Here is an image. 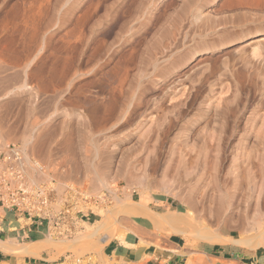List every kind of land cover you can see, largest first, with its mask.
<instances>
[{
    "label": "rangeland",
    "instance_id": "374dc122",
    "mask_svg": "<svg viewBox=\"0 0 264 264\" xmlns=\"http://www.w3.org/2000/svg\"><path fill=\"white\" fill-rule=\"evenodd\" d=\"M134 1L0 0V120L4 128H7V134L5 136L0 134V137L16 147L21 156H24V161L28 160L25 163L23 179L28 191L23 194L22 200L28 208L24 210L21 205L18 209L16 206L13 208L3 206L0 207V217L9 216V221L16 218L18 221L16 229L19 226H31V220L41 222L39 227H36L41 232L39 239L46 241L50 238V242L48 240L41 250L40 256L6 253L0 256V264H39L40 262L111 264L112 257L110 259L105 250L119 244L150 251L167 247L177 254L179 262L185 260L184 264H189L187 260L190 264H212L215 260L210 254L215 252L238 255L248 264H264V233L262 232V234L255 231L247 233L254 244L259 240L256 243L258 246L252 248L235 247L230 242V238L237 236V230L232 229L220 234L221 236H218L220 241L209 243L210 240L200 236L203 233L198 232L197 226L183 225L184 233H174L169 226L159 221L157 223L160 225H155L156 220L153 221L149 217L151 215L142 213L141 215L139 211L128 210L124 207L125 204L123 205L127 201H138L142 194L144 196L142 200L148 207V214L178 210L184 212L189 207L179 200L181 196L191 193L196 200H199L201 197L199 195L202 194L201 185L207 182L208 193L210 190L212 192V186L215 185L214 173L217 167L215 158L218 151L220 153L223 151L224 155L221 180L226 177V169L232 161V156L240 152L245 153L248 161L238 160V165L242 167L246 162H251L250 167L256 178L253 182L260 185L258 163L260 156L257 155H261L262 146L259 141L260 131L257 128L261 124L262 101L259 96L261 87L259 77L252 76L251 72L261 71L263 68L264 49H261L262 53L259 56L262 59H258L251 55L249 51L251 45L248 43L264 38V31L257 27L262 19L252 15L253 13L245 7V0L243 2L242 0H148L149 2L145 0L147 5L142 0L146 10L143 9L141 13L138 11L142 10V7L137 9ZM131 6L133 9H130ZM52 7L60 8V12H63L60 13L57 8L54 10ZM91 8L92 10L95 8L96 12L97 9L98 12H105L104 16L102 12H99L100 14L97 12L96 16L102 15L104 18L101 16L103 22L101 20L96 23L100 24L99 27L96 24L93 25L95 27L92 26L94 30L90 25L93 19L88 16L93 12ZM88 9L92 12L90 13ZM136 11L140 15L146 12L138 18L139 14ZM56 13L60 15L56 16ZM133 13H136V16ZM198 13L201 14V18ZM61 14L64 15V20ZM195 14L198 17H195ZM83 16L86 18L82 19ZM129 17L133 20H128L129 28L127 22L124 25L127 30L122 27L120 29L122 22L127 21ZM198 18L202 20L199 22ZM77 19L79 22L80 20L84 22L82 26ZM34 22H38L39 25L38 23L35 25ZM85 23L88 24L87 27ZM83 26L86 28H81ZM91 30L94 34L90 33ZM121 31L127 33L129 38ZM120 37L121 43L117 41L121 40ZM82 38L86 39V42ZM159 43L161 46L157 50L155 47L157 48L156 44ZM146 46L148 48L153 46V49L150 48L152 51L150 52ZM238 46L242 47L240 53L237 52ZM98 48L103 52V56ZM95 49L100 51V56ZM104 50L109 52L106 51L108 53L104 54ZM138 51H142L140 58ZM148 51L150 54L153 52L151 54L153 57L147 54ZM93 52L97 53V57H102V60L97 59ZM145 52L148 56L143 58ZM133 53L138 56L137 59L136 56L134 58ZM191 54L193 56L189 58ZM107 55L108 57H105ZM60 56L64 57L62 60L65 58L69 60L74 56L78 61L71 58L68 61L71 64L68 66L72 65V67L68 69V62L63 61L65 65L62 66ZM89 58L94 59L88 61ZM127 58L131 59V62H127L130 61ZM142 58H147L149 61H143ZM135 59L137 65L134 67ZM231 59L235 60V65ZM239 59L244 60L240 63ZM93 60L95 62L99 60L96 62V64L99 62L97 64L99 67ZM73 61H77L76 64ZM124 62L132 63V66L130 64L128 67L124 66L125 69ZM153 62H157V67ZM117 64L118 70H116ZM221 64L229 70L226 71L230 73V79L228 76V78L218 76L223 68L220 67ZM232 67H236L237 73L235 69H229ZM127 69L130 71L129 74L126 72ZM117 71H122L124 74H118ZM123 76L127 78L125 83ZM249 76H252V80ZM120 78L123 81L119 82ZM223 80L228 83L229 90L237 89L239 104L235 113L237 119L230 116L226 124H223L226 128L222 127L220 130L215 114L217 107L212 104L208 108L203 107V101L212 94L209 89L216 88L218 82ZM107 83L112 88L109 86L108 89ZM182 86L185 88L184 93ZM121 89L126 90L123 93L125 96ZM113 93L121 96L120 102L122 98L125 100L124 97H127V103H130L133 99L131 96L134 97V101L132 100L130 105L128 103L130 107H127L126 111L123 110L124 114L121 113V118L119 115L116 117L120 114L119 109L113 110L119 101L117 94H115L117 98L113 96L114 99L110 100ZM115 100L116 103L113 102ZM111 101L114 106L110 105ZM156 103L161 110L154 109ZM257 108L260 110L258 111ZM149 110L154 115L153 123L148 122ZM251 112L253 116H259L253 118L254 131L246 133V139L242 142L244 122L252 114ZM78 117L82 120L77 119ZM83 120L87 122L85 126H82ZM138 120L140 123L143 122L142 127ZM146 126L150 127L147 128L148 133L143 131ZM69 128L71 130H68ZM72 129L77 131L74 132ZM25 140L27 144L24 146ZM103 141L105 147L102 146ZM33 144L35 147L31 148ZM199 177L201 181L198 180ZM40 192L46 195L44 204H40L43 198L39 196ZM126 194H130L132 200H127ZM13 212L16 214L15 217ZM57 216L62 218L59 224L55 225L53 220ZM100 221L106 222L110 227L107 231L112 237L98 239L97 237L102 235L101 231L92 238L83 236ZM135 226L138 231L142 230V233L134 232ZM211 227L209 226V229L213 230ZM16 231H11L13 232L11 235L18 237L14 238L17 243L34 241L33 239L39 235L35 233L36 237L23 238L16 235ZM124 231L125 233H122ZM119 232L122 233L123 242L119 238ZM224 236L227 240L223 239ZM73 239L78 241L71 243L70 240Z\"/></svg>",
    "mask_w": 264,
    "mask_h": 264
},
{
    "label": "bare ground",
    "instance_id": "6f19581e",
    "mask_svg": "<svg viewBox=\"0 0 264 264\" xmlns=\"http://www.w3.org/2000/svg\"><path fill=\"white\" fill-rule=\"evenodd\" d=\"M143 1H145V0H143ZM143 1L142 0H135L133 3L136 5V8L137 9H140L141 7H142V10L140 9V11H138V12H140L141 13V11H143V9H145V7H143L144 6V4H146L147 5V2L146 3H144L143 4ZM148 1V0H147ZM150 1V0H149ZM148 1V2H149ZM155 1V0H154ZM157 1V0H156ZM238 1V0H237ZM236 1V2H237ZM161 2V1H160ZM242 2H243V0H242ZM132 3V2H131ZM156 3V2H155ZM74 4V3H73ZM78 4V3H77ZM150 4V3H149ZM226 4V3H225ZM237 4V3H236ZM239 4V3H238ZM237 4V5H238ZM244 4H245V7L246 8H248L249 10H250V12H252L253 14L252 15H254L256 18L257 17H260L261 19H262V21H261V23H260V25L259 26H257V27H259L262 31H264V0H245L244 1ZM156 5V4H155ZM235 5V4H234ZM77 6V5H76ZM129 6V5H128ZM151 6V5H150ZM227 6V5H226ZM232 6V5H231ZM230 6V7H231ZM73 7V6H72ZM71 7V8H72ZM152 7V6H151ZM53 8V7H52ZM57 7H55V8H53L54 10L56 9ZM74 8V7H73ZM97 8V7H96ZM106 8V7H105ZM153 8V7H152ZM60 8H57L56 10H59ZM68 11L70 10V8L68 9V8H66ZM75 9V8H74ZM107 9V8H106ZM109 9V8H108ZM129 9V8H128ZM130 9H133V6H131V8ZM35 10V9H34ZM61 10V9H60ZM60 10H59V12H60ZM64 10V9H63ZM76 10V9H75ZM90 10H92V8L90 9ZM134 10H136V9H134ZM146 10V9H145ZM40 11V10H39ZM51 11H52V9H51ZM88 11H89V9H88ZM93 11V12H92ZM92 11H89L90 13H91V15L89 14H87L88 12H86V16L88 15V16H90L89 18L90 19H93V21H91V20H89V19H87L88 21H91V23H90V25H91V28H93V27H95V26H93V25H95L96 23H99L101 20H102V17L104 16V14L103 13H105L104 11L101 13L100 11V13L101 14H103V16L101 17L100 15L99 16H96L99 12H98V9H97V12H96V10H95V8H94V10H92ZM112 11V10H111ZM26 12V11H25ZM53 12V11H52ZM61 12H63V11H61ZM60 12V13H61ZM65 12V14H66V11H64ZM71 12H72V10H71ZM74 12V11H73ZM146 12V11H145ZM145 12H143V13H145ZM148 12V11H147ZM149 12H151V11H149ZM51 13V12H50ZM55 13V12H54ZM99 13V14H100ZM136 13H137V11H136ZM135 13V14H136ZM142 13V14H143ZM196 13V12H195ZM38 14H39V12H38ZM47 14H49V13H47ZM58 14L59 13H56V16H58ZM69 14H70V12H69ZM123 14V13H122ZM125 14H127V13H125ZM125 14H123V15H125ZM132 14V13H131ZM134 14V13H133ZM134 14V16H136ZM137 14H139V13H137ZM141 14V15H142ZM251 14V13H250ZM40 15V14H39ZM45 15H46V13H45ZM51 15V14H50ZM60 15V14H59ZM66 15H68V13L66 14ZM66 15H65V17H66ZM107 15V14H106ZM105 15V16H106ZM123 15H121V17L123 16ZM140 14L139 15H137L138 16V18H140L139 16H141ZM144 15V14H143ZM142 15V16H143ZM196 16L195 17H198L197 16V14H195ZM198 15H199V18H201L200 17V15L201 14H199L198 13ZM61 16H62V14H61ZM86 16L84 17H82V19H84V18H86ZM88 16H87V18H88ZM129 16H131V15H129ZM146 16V15H145ZM253 16V17H254ZM42 17V16H41ZM54 17V16H53ZM64 15L62 16V19L64 20ZM68 17H70L69 15H68ZM107 17H109V16H107ZM113 17H114V15H113ZM121 17H119V19L121 18ZM133 17V16H132ZM148 17H149V13H148ZM152 17V16H151ZM29 18V17H28ZM35 18V17H34ZM44 18V17H43ZM49 18V17H48ZM48 18H46V20L48 19ZM71 18V17H70ZM104 18V17H103ZM118 18V17H117ZM116 18V20L118 21V19ZM126 18H127V16H126ZM126 18H124V21L126 20ZM138 18L136 17V19H137V21H138ZM145 18H147V17H145ZM159 18V17H158ZM199 18H198V20H199ZM256 18H254V19H256ZM37 20L38 19H40V18H36ZM58 19V18H57ZM60 19H61V17H60ZM59 19V20H60ZM80 19H81V17H80ZM148 19V18H147ZM146 19V21L148 22V20ZM196 19V18H195ZM253 19V18H252ZM31 20V19H30ZM43 20V19H42ZM68 20V19H67ZM78 20V22H79V19H77ZM121 20L123 21V19L121 18ZM120 20V23L122 22ZM128 20L129 21H133V20H131V18L129 17L128 19H127V21H125V22H122L123 24L122 25H120L119 26V24L117 25V26H119V28L120 29H124L125 28V26L124 25H126V23L128 22ZM143 20V19H142ZM145 20V19H144ZM152 20V19H151ZM198 20H197V22H198ZM200 20H202V19H200ZM200 20H199V22H200ZM35 21V20H34ZM45 21V20H44ZM58 21V20H57ZM56 21V22H57ZM68 21H71V20H68ZM87 21V22H88ZM136 21V20H135ZM141 21V20H140ZM206 21V20H205ZM39 22V21H38ZM38 22H34L35 23V25L38 23ZM43 22V21H42ZM59 22V21H58ZM57 22V23H58ZM81 22V23H80ZM80 22H79V24H81V26L83 25L82 24V22L83 21H81L80 20ZM102 22H103V20H102ZM116 22V21H115ZM139 22V21H138ZM143 22H145V21H143ZM147 22H146V24H147ZM203 22V21H202ZM208 22V21H207ZM41 23V22H40ZM56 23V24H57ZM61 23H62V21H61ZM64 23H66V22H63V24ZM84 23V22H83ZM118 23V22H117ZM116 23V24H117ZM132 23V22H131ZM139 23H141V22H139ZM44 24V23H43ZM59 24V23H58ZM77 25H78V23H76ZM142 24V23H141ZM144 24V23H143ZM163 24H164V22H163ZM38 25H39V23H38ZM41 25V24H40ZM62 25V24H61ZM60 25V26H61ZM86 25H88V24H86L85 23V26ZM96 25H98V24H96ZM100 25V24H99ZM99 25H98V27H99ZM129 25V22H128V24H127V26ZM217 25V24H216ZM80 26V25H79ZM79 26H77V27H79ZM93 26V27H92ZM114 26V25H113ZM124 26V27H123ZM161 26V25H160ZM255 26V25H254ZM87 27V26H86ZM86 27H81V28H86ZM89 27V26H88ZM122 27V28H121ZM81 28H79V30H81ZM128 28H129V26H128ZM143 28V27H142ZM158 28V27H157ZM177 28V27H176ZM95 28H93V30H94ZM114 29V28H113ZM126 30H127V28H125ZM178 29V28H177ZM74 30V29H73ZM76 30V29H75ZM85 30V29H84ZM84 30H82V31H84ZM88 30H90V28H88ZM87 29L85 30V31H88ZM117 30V29H116ZM119 30V29H118ZM129 30V29H128ZM131 30V29H130ZM160 30V29H159ZM169 30H171V29H169ZM168 30V31H169ZM179 30V29H178ZM77 31H78V29H77ZM81 31V32H82ZM84 31V32H85ZM113 31V30H112ZM120 31V30H119ZM123 31H125V30H123ZM134 31V30H133ZM38 32V31H37ZM79 32V31H78ZM83 32V33H84ZM90 32V31H89ZM88 32V33H89ZM92 32H94V31H92L91 30V34H94V33H92ZM122 32V31H121ZM126 32V31H125ZM124 32V33H125ZM127 32H129V31H127ZM159 32H161V31H159ZM172 32V31H171ZM24 33V32H23ZM86 33V32H85ZM123 32H122V34H124ZM176 33V32H175ZM118 35H120L119 33H117ZM121 34V35H122ZM127 33H125V35H126ZM129 34V33H128ZM155 34V33H154ZM160 34V33H159ZM53 35V34H52ZM81 35V34H80ZM87 35H89V34H87ZM124 35V36H125ZM162 35V34H161ZM176 35H177V33H176ZM185 35V34H184ZM82 36V35H81ZM80 36V37H81ZM91 36V35H90ZM123 36V37H124ZM127 36V35H126ZM157 36V35H156ZM181 36H182V34H181ZM51 37V36H50ZM84 37V36H83ZM119 37V36H118ZM122 37V36H121ZM120 37V38H121ZM128 37V36H127ZM160 37V36H159ZM174 37H175V35H174ZM34 38V37H33ZM85 38H87L86 36H85ZM125 38V37H124ZM123 38V39H124ZM129 38V37H128ZM128 38H126V39H128ZM154 38V37H153ZM181 38V37H180ZM179 38V39H180ZM43 39V38H42ZM83 39V38H82ZM112 39V38H111ZM126 39H124V40H126ZM155 39V38H154ZM175 39V38H174ZM48 40V39H47ZM50 40V39H49ZM84 40V39H83ZM86 40V39H85ZM84 40V41H85ZM113 40V39H112ZM130 40V39H129ZM160 40V39H159ZM79 41H81V39H79ZM111 41V40H110ZM114 41V40H113ZM118 42L120 41V43H121V41H122V38H121V40H117ZM154 41V40H153ZM155 41H156V39H155ZM178 41V40H177ZM264 38H261V39H257V40H254V41H251V42H249L248 44L249 45H251V46H249L250 47V53H251V55L254 57V56H256V57H258V59L260 58L259 56H261V49H264ZM86 42V41H85ZM117 42V43H118ZM125 42V41H124ZM129 42H131V41H129ZM144 42H146V41H144ZM151 42V41H150ZM160 42V41H159ZM106 43V42H105ZM104 43V44H105ZM111 43H112V41H111ZM110 43V44H111ZM152 43V42H151ZM155 43V42H154ZM172 43V42H171ZM180 43V42H179ZM211 43H213V42H211ZM82 44H84V43H82ZM104 44H101L102 46L104 45ZM107 44V43H106ZM109 44V43H108ZM119 44V43H118ZM123 44V43H122ZM140 44H142V43H140ZM139 44V45H140ZM247 44V45H248ZM143 45H145L144 43H143ZM147 45H148V43H147ZM150 45V44H149ZM175 45H176V43H175ZM156 46H157V48L155 47V49H157L158 50V48L161 46L160 45V43L159 44H156ZM245 46H246V44H245ZM24 47V46H23ZM98 47H101V46H99L98 45ZM108 47V46H107ZM106 47V48H107ZM116 47H118V46H116ZM28 48V47H27ZM105 48V47H104ZM103 48V49H104ZM110 48H112V46H110ZM146 48H148L147 46H146ZM150 48H152L153 49V46L152 47H149L148 49H149V51L151 52L152 50H150ZM237 48H239V46L237 47ZM236 48V49H237ZM99 49V48H98ZM98 49H95V50H97L98 51ZM102 49V50H103ZM142 49H144V47L142 48ZM147 49V50H148ZM154 49V50H155ZM240 49H242V47H240L239 48V51H237V52H241L240 51ZM94 50V51H95ZM100 50V49H99ZM108 50H109V48H108ZM108 50H106V51H108ZM101 51V50H100ZM100 51H98V53H99V55L98 56H100ZM105 51V50H104ZM104 52V54L105 53H108V52ZM112 51V50H111ZM115 51V50H114ZM119 51V50H118ZM143 52L144 51H146V50H142ZM142 51H138L139 52V54L142 52ZM149 51H148V53L147 54H150L149 53ZM188 51H189V49H188ZM236 51V50H235ZM102 52V51H101ZM136 52H137V50H136ZM147 52V51H146ZM146 52H145V54H146ZM237 52H235L236 53V55H238V57L240 56L239 54H237ZM79 53H80V51H79ZM94 54H95V52H93ZM188 53V52H187ZM97 54V53H96ZM94 55L95 57H97V55ZM103 54V52L101 53V55ZM113 54V53H112ZM111 53H110V55H112ZM134 54V53H133ZM142 54V53H141ZM141 54H140V56H139V58L141 57ZM144 54V56H143V58L145 57V56H148L147 54L145 55ZM151 54H153V52L151 53ZM150 54V55H151ZM186 54V53H185ZM132 55V54H131ZM103 56V55H102ZM124 56V55H123ZM135 54H134V58H135ZM152 56V55H151ZM193 55L191 54L190 55V57L189 58H191ZM252 56H249V57H252ZM105 57H108V55L107 56H105ZM113 57V56H112ZM132 57H133V55H132ZM131 57V58H132ZM137 57L138 56H136V59H137ZM153 57V56H152ZM152 57H151V59H152ZM255 57V58H256ZM61 60L64 58H61V56L59 57ZM72 58V57H71ZM70 58V59H71ZM73 58H75L76 59V57H74L73 56ZM72 58V59H73ZM101 58V60H102V57H97V59H100ZM109 58H110V56H109ZM121 58H126V57H121ZM129 58H130V56H129ZM129 58H127V59H129ZM134 58H132L133 60H134ZM138 58V59H139ZM142 58V59H143ZM148 58V57H147ZM147 58L146 59H143V61L145 60V61H149V60H147ZM149 58H150V56H149ZM155 58V57H154ZM160 58V57H159ZM232 58V57H231ZM237 58V57H236ZM240 58V57H239ZM254 58V59H255ZM263 58V59H262ZM262 58H260V59H262V64H263V68L261 69V71H252L251 72V74H252V76L253 75H256V76H258L259 77V79H260V87H261V90H260V94H259V96H260V98H261V101H262V111H261V124H260V127L259 128H257L260 132V136L258 135V132L256 133L258 136H259V141H260V143H261V148H262V152L260 153L261 155H257V156H260V158H259V160H258V163L260 164L259 165V170H260V175H261V183H260V185L258 184V185H256V183L255 182H253L254 181V179H256L255 178V175H254V173L252 172V170H251V167H250V163L249 162H246L242 167H240V165H238V160L240 161L241 159H244V160H246V161H248L247 160V158L245 157V153H240V152H236L233 156H232V161L229 163V165H228V167H227V169H226V173H225V175H226V177H224L223 178V180H221L220 179V173H221V170H222V162H223V159H224V155H223V151L220 153L219 151L217 152V155H216V158H215V162H216V164H217V167H216V170H215V173H214V178H215V185H214V187L212 186V192H211V190H210V192L208 193V191H209V188H208V182L207 183H205V184H203V185H201V187H202V191H201V193L202 194H200L199 196H201L200 197V199L199 200H196L195 199V197H193L194 195H192L191 193H188L187 191V193L188 194H184L183 195V197L181 196H179L178 198H179V200L182 202V203H184L187 207H189V208H186V210L184 211V212H181V211H164V212H162V213H153V212H151L152 214H148V207H147V205H146V202L144 201V200H142V198H144V196L141 194L140 195V199L138 200V201H127V202H124L123 203V205H124V207H126L128 210H137V211H139V214H144V215H147V216H149V215H151V216H149V217H151V219L153 220V221H155L156 220V224L155 225H160V224H158L157 222L159 221V222H161L163 225H167V226H169V229L172 231V232H174V233H184L185 232V229L182 227L183 225H186V226H197L198 227V229H199V231L198 232H201L202 231V233L204 234H200V236L201 237H205V239H207V240H210L209 241V243H212V242H215L216 240H218V236L220 235V234H224L225 232H228L227 230L228 229H232V230H237V236L236 237H229L230 238V242L233 244V245H235V247H239V246H245V247H247V248H252L253 246H258V245H256V243L259 241H256L255 242V244L253 243V241L251 240L252 238L250 237V235L249 234H247L248 232H253V231H255V232H258V233H264V55L262 56ZM69 59V60H70ZM90 59V58H89ZM92 59H94V58H92ZM92 59H90V60H88V61H91ZM111 59V58H110ZM136 59H135V63H133L134 64V67H135V65H137V62H136ZM141 59V60H142ZM150 59V60H151ZM156 59V58H155ZM188 59V58H187ZM235 59V58H234ZM234 59H231V60H233V64H234V61L236 60H234ZM252 59V58H251ZM61 60H59V62L61 61ZM68 59L66 60V58L64 59V60H62V62L64 61V62H68L69 61ZM77 60V59H76ZM103 60H104V58H103ZM108 60V59H107ZM130 61H127V62H131V59H129ZM157 60V59H156ZM225 60H227V59H225ZM240 60V59H239ZM244 60V59H243ZM243 60L241 61L240 60V63H242L243 62ZM256 60V59H255ZM78 61V60H77ZM76 61V62H77ZM87 61V60H86ZM97 61H99V60H97ZM96 61V62H97ZM105 61V60H104ZM110 61V60H109ZM126 61V60H125ZM138 61V60H137ZM142 61V63L144 64V62ZM152 61H154V59H152ZM228 61V60H227ZM238 61V60H237ZM64 62L62 63L63 65L62 66H64L65 64H64ZM73 62H75V61H73ZM72 62V63H73ZM76 62H75V64H76ZM93 62H95L94 60H93ZM93 62H91V64L93 63ZM96 62H95V64H96ZM121 62V61H120ZM127 62H124L125 63V65H124V63H123V67L125 66H127L128 67V65L130 64H132V63H127ZM151 62V61H150ZM158 62V61H157ZM156 62V63H157ZM221 62H223V61H221ZM239 62V61H238ZM246 62V61H245ZM244 62V63H245ZM90 63V62H89ZM88 62H87V64H89ZM99 63V62H98ZM97 63V64H98ZM101 63V62H100ZM140 63V62H139ZM155 62H153V64H154V66H156L157 67V64H156ZM232 63V62H231ZM68 64H71V63H67V67H69L68 66ZM75 64H73V65H75ZM96 64V65H97ZM103 64V63H102ZM119 65H120V63H118ZM117 64V68H116V70H118V68H119V65ZM122 64V63H121ZM127 64V65H126ZM141 64V63H140ZM146 65H147V63H145ZM150 64H152V63H150ZM161 64V63H160ZM230 64V63H229ZM248 64V63H247ZM250 64V63H249ZM248 64V65H249ZM86 65V64H85ZM104 65V64H103ZM207 65V64H206ZM223 64H221L220 65V67L222 66ZM235 65V64H234ZM238 65H240V67L242 66V64H238ZM258 65V64H257ZM95 65L93 64V66L92 67H94ZM98 67H99V65H97ZM132 66V65H131ZM153 66V65H152ZM200 66H203V65H200ZM224 66V65H223ZM222 66V67H223ZM244 66H246V65H244ZM243 66V67H244ZM253 66V65H252ZM66 67V66H65ZM70 67H72V65L70 66ZM70 67L68 68V69H70ZM91 67V66H90ZM121 67V66H120ZM124 67V68H125ZM130 67V66H129ZM145 67V66H144ZM219 67V66H218ZM221 67V68H222ZM243 67H242V69H243ZM88 68V67H87ZM97 68V67H96ZM115 68V67H114ZM203 68V67H202ZM205 68H206V66H205ZM220 68V69H221ZM247 68H248V66H247ZM252 68V67H251ZM250 68V69H251ZM62 69V68H61ZM90 69V68H89ZM88 69V70H89ZM121 69H122V67H121ZM126 69V68H125ZM129 69V68H128ZM126 70V72H128V74H129V70ZM220 69H218V70H220ZM230 70L231 69H235V71H236V67L235 68H229ZM63 70V69H62ZM64 70H66V69H64ZM153 70H155V67L153 68ZM199 70V69H198ZM227 67L226 68H222L221 69V71L219 72V74H218V76L219 77H226V78H228V79H230V73H227V71H229V70H227ZM232 70V71H233ZM240 70V69H239ZM68 71V70H67ZM92 71V70H91ZM91 71H88V72H91ZM94 71H95V69H94ZM114 71H115V69H114ZM123 71H125V70H123ZM250 71V70H249ZM118 72V71H117ZM126 72H125V74H126ZM60 73H62V72H60ZM67 73V72H66ZM119 73H121V74H124V73H122V71L121 72H118V74ZM201 73H202V71H201ZM200 73V74H201ZM236 73H237V71H236ZM246 73H248V72H246ZM63 74H65V73H63ZM114 74V73H113ZM118 74H117V76H118ZM121 74H120V77H121ZM127 74V75H128ZM65 75H67V74H65ZM65 75H64V77H65ZM115 75H116V73H115ZM203 75V74H202ZM63 76V75H62ZM126 76V75H125ZM228 76V77H227ZM252 76L250 77V79L252 78ZM63 77V78H64ZM119 77V76H118ZM114 78L115 79H117L115 76H114ZM122 78H124V76L122 77ZM246 78V77H245ZM62 79V78H61ZM134 79V78H133ZM225 79V78H224ZM258 79V80H259ZM120 80L121 81H123L121 78L119 79V82H120ZM127 80V78L125 79L124 78V83H125V81ZM219 80V79H218ZM252 80V79H251ZM116 81V80H115ZM117 82V81H116ZM153 82V81H152ZM253 82V81H252ZM258 82V81H257ZM123 83V84H124ZM119 84H121L122 85V83H119ZM118 84V85H119ZM131 84V83H130ZM255 83H253V85H254ZM110 86V85H109ZM109 86H108V83H107V87H108V89H109ZM124 86V85H123ZM122 86V87H123ZM240 86V85H239ZM111 87V86H110ZM234 87V86H233ZM259 87V86H258ZM257 87V88H258ZM112 88V87H111ZM113 88H114V86H113ZM115 88H116V86H115ZM118 88V87H117ZM121 88V87H120ZM129 88H131V86L129 87ZM180 88V87H179ZM178 88V89H179ZM182 89H183V93H184V91H185V88L182 86L181 87ZM215 87H211L210 89H209V92L210 93H212L211 95H210V97H207V98H205V100L203 101L204 103H203V107L204 106H206L207 108L210 106V104H212V105H214L215 107H217V109H215V114L217 115V118H218V121H219V129L220 130H222V127L224 128L225 126L223 125L224 123L226 124V120L231 116V117H237V116H235V113H236V111H237V106H238V104H239V101H238V98L237 97H239V96H237L238 95V93H237V89L236 88H233V89H230L229 90V85H228V83L226 82V81H219L218 82V84H217V86H216V88L214 89ZM241 88V87H240ZM172 89V88H171ZM254 89H256L255 87H254ZM114 91H115V89H113ZM122 90V89H121ZM120 90V91H121ZM130 91H132L131 89H129ZM36 91V90H35ZM34 91V92H35ZM110 91V90H109ZM118 91V90H117ZM116 91V92H117ZM123 92H122V94L126 91H124V89L122 90ZM111 92H113L112 91V89H111ZM110 92V93H111ZM175 92V91H174ZM119 93V92H118ZM128 93V92H127ZM130 93V92H129ZM188 93H189V91H188ZM227 93H229L228 94V97L226 96V94ZM240 93V92H239ZM36 94H37V91H36ZM115 94H117V93H115ZM115 94L113 93L112 94V97L110 98V100H112V99H114L113 98V96L114 97H116V96H118L119 97V101H118V105L117 106H115V107H113L114 109L113 110H117V109H119V113L120 114H117V116L116 117H118V115L120 116L121 115V113H123V110H125L126 111V108L128 107V103H127V97H124V98H126L125 100H123V98H122V100H121V102H120V97L121 96H119L118 94L115 96ZM177 94V93H176ZM240 94H242V93H240ZM31 95V94H30ZM130 95V94H129ZM132 95H133V92H132ZM166 95V94H165ZM186 95V94H185ZM33 96H34V94H33ZM123 96H125L124 94H123ZM174 96V95H173ZM117 98V97H116ZM134 99V97H132L131 96V99ZM185 98H187V97H185ZM129 99H130V97H129ZM132 99V100H133ZM172 99V97H170V100ZM34 100V99H33ZM132 100H130V103H131V101ZM35 101V100H34ZM116 101L117 100H115V101H113V102H115L116 103ZM134 101V100H133ZM112 102V101H111ZM113 102H112V104H110V105H113ZM158 102V101H157ZM114 103V104H115ZM130 103H129V105H130ZM133 103V102H132ZM201 103V102H200ZM175 104V103H174ZM132 105V104H131ZM134 105V104H133ZM155 105V104H154ZM161 105H162V103H161ZM256 105V104H255ZM259 105V104H258ZM261 105V104H260ZM114 106V105H113ZM202 106V105H201ZM246 106V105H245ZM31 107H33V106H31ZM112 107V106H111ZM111 107H109L110 109H112ZM130 107V106H129ZM128 107V108H129ZM134 107V106H133ZM161 107V106H160ZM254 107V106H253ZM206 108V109H207ZM255 108V107H254ZM33 109V108H32ZM109 109V110H110ZM154 109H156V110H159L160 108H159V104L158 103H156V105L154 106ZM153 109V110H154ZM162 109H163V107H162ZM205 109V110H206ZM153 110H151V111H153ZM161 110V109H160ZM164 110V109H163ZM162 110V111H163ZM167 110V109H166ZM257 110L259 111L260 109H258L257 108ZM112 111V110H111ZM252 111V110H251ZM254 111V113H256V111H255V109L253 110ZM113 113H114V111H112ZM130 112V111H129ZM110 113L111 112H109V115H110ZM116 113V112H115ZM126 113H128V110H127V112ZM125 113V114H126ZM147 113V112H146ZM252 114H250L247 118H246V120H245V122H244V128H243V130H242V135H243V140H241L242 142H244V139H246L245 138V136L247 135L246 133H248L249 131H254V126H253V123L255 122H252L253 121V118L254 117H257V116H259V115H256V116H253L254 114H253V112H251ZM259 112H257V114H258ZM124 114V113H123ZM158 114V113H157ZM162 114H164V112L162 113ZM161 114V115H162ZM108 115V116H109ZM114 115H116V114H114ZM114 115H112V116H114ZM147 118H148V122H150V123H153L154 121H153V118H154V115L152 114V112H150V110H149V112L147 113ZM82 115H80V117H81ZM80 117H78L77 119H80ZM116 117H115V119H116ZM143 117V116H142ZM142 117H141V120H143L142 119ZM145 117H146V115H145ZM69 118V117H68ZM82 118V117H81ZM119 118H121V116L119 117ZM110 119H112V118H110ZM114 119V120H115ZM118 119V118H117ZM145 119V118H144ZM235 119H237V118H235ZM45 120V119H44ZM80 120H82V119H80ZM146 121H147V119H145ZM256 120V119H255ZM258 120V119H257ZM69 121V120H68ZM77 121H79V120H77ZM139 121V120H138ZM44 121H42V123H43ZM83 122H84V120H83ZM47 123V122H46ZM80 123V122H79ZM87 123V122H86ZM85 122L84 123H82V126L84 125V124H86ZM139 123H140V121H139ZM138 123V124H139ZM47 124H49V123H47ZM143 124V122H141L140 123V127H142L141 125ZM145 124V123H144ZM79 125V124H78ZM149 125V124H148ZM48 126V125H47ZM46 126V127H47ZM63 126V125H62ZM61 126V127H62ZM81 126V125H80ZM85 126V125H84ZM233 126V125H232ZM72 126H70V128H71ZM139 127V126H138ZM139 127V128H140ZM68 129V130H71V129ZM73 128V127H72ZM80 128V127H79ZM79 128L77 129V130H79ZM147 128H149L150 129V127H147L146 126V128H144V130L143 131H147L148 129ZM226 128V127H225ZM7 129V128H6ZM6 129L4 128V124H3V122H2V120H0V134L1 135H4L5 136V134H7V132H6ZM62 129V128H61ZM80 129H82V127L80 128ZM146 129V130H145ZM233 129V128H232ZM74 130H76V129H74ZM73 129H72V131H74ZM76 130V131H77ZM84 130V129H83ZM86 130V129H85ZM256 130V129H255ZM257 130V131H258ZM39 131H41V130H39ZM76 131H74V132H76ZM81 131V130H80ZM142 131V132H143ZM145 132H143V133H145ZM49 133V132H48ZM47 133V134H48ZM73 133V132H72ZM79 133V132H78ZM85 134H86V132H84ZM147 133H148V131H147ZM71 135V134H70ZM74 135V134H73ZM83 135V134H82ZM72 136V135H71ZM256 138H257V136H255ZM106 139V138H105ZM258 139V138H257ZM66 140V139H65ZM72 140V138H70V141ZM24 143V146H25V144H27V141L25 140V141H23ZM107 142V141H106ZM71 143H73V142H71ZM102 144L104 143V141L103 142H101ZM6 144H10V143H8V142H5V141H3L2 140V138L0 137V147L1 146H3L4 148H2V149H4V152H6ZM65 144V143H64ZM73 145V144H72ZM75 145V144H74ZM95 145H97V144H95ZM94 145V146H95ZM108 145H109V143H108ZM246 145V144H245ZM103 147H105L104 146V144L102 145ZM33 147H35L34 146V144H33V146L31 147V148H33ZM39 147V146H38ZM70 147H71V144H70ZM73 147V146H72ZM16 148V147H15ZM88 148V147H87ZM109 148V147H108ZM72 149V148H71ZM16 151H19L17 148L15 149ZM34 150V149H33ZM244 150H246V149H244ZM19 154H20V157H19V161L18 162H16L15 163V165H16V168L17 169H20V174H18V173H16L15 172V175H16V177H15V182H16V180H18L19 178H20V176H21V178L18 180V182H21V184H23V187L26 189V193H27V191H28V188H27V186H25V184L24 183H22L23 182V179H24V170H25V163L26 162H28V160H25L24 161V156L22 157L21 156V153H20V151H19ZM68 154V153H67ZM26 158V157H25ZM257 158V157H256ZM29 159V158H28ZM86 159V158H85ZM260 161V162H259ZM29 163H30V161H29ZM244 163V162H243ZM186 164V163H185ZM252 165V164H251ZM253 167V166H252ZM27 168V167H26ZM255 168H256V166H255ZM255 168H254V170H255ZM258 168V167H257ZM30 169V168H29ZM203 169V168H202ZM26 172V171H25ZM199 172V171H198ZM257 173V172H256ZM255 173V174H256ZM259 177V176H258ZM222 178V177H221ZM198 180L199 181H201V177H199L198 178ZM210 180V179H209ZM14 182V183H15ZM105 186H106V188H107V185L105 184ZM193 186H195V184L193 185ZM197 187V186H196ZM194 188V187H193ZM109 189V188H108ZM112 190V189H111ZM190 191V190H189ZM192 191V190H191ZM177 192V191H176ZM143 193V192H142ZM172 193V192H171ZM170 193V194H171ZM185 193V192H184ZM177 194V193H176ZM180 194V193H179ZM208 194H209V197L207 198V196H208ZM39 196H42V197H46V195H45V193L44 192H40V194H39ZM127 200H132V196L130 195V194H126V197H125ZM176 198V197H175ZM122 205V204H121ZM123 208V207H122ZM150 212V211H149ZM141 214V215H142ZM18 221L17 220H15V219H11V221H9L8 223V229H12V228H15V227H17V225H18V223H17ZM110 224V223H109ZM209 226H212L213 227V230H210L209 229ZM109 226H107V224H106V222H104V221H100L99 222V224L97 225V226H94L93 227V229L90 231V232H88L87 234H85V235H83V236H86V238L88 237V238H92V237H94V236H96V235H99V233H101L102 232V235L100 236V237H97L98 239H102V240H104L105 238L106 239H108V237L110 238V237H112V234L110 235V233L107 231V228H108ZM139 227V226H138ZM191 227V228H192ZM211 227V228H212ZM110 228V227H109ZM135 228V229H134ZM133 229V231L135 232V231H138V228H136V226L134 227ZM195 229V228H194ZM210 230V231H209ZM101 231V232H100ZM219 232V233H215V232ZM121 232V231H120ZM119 232V238H120V240H121V242H123L124 241V239H123V236H122V233H125V231L124 232H122V233H120ZM139 233H142V230H140L139 229V231H138ZM194 232L195 233H197L195 230H194ZM137 233V232H136ZM192 233V232H191ZM261 233V234H262ZM193 234V233H192ZM199 234H198V236H199ZM207 234V235H206ZM226 234H228V233H226ZM240 234H244V235H240ZM194 235V234H193ZM82 236V237H83ZM115 236V235H114ZM197 235H195V237H196ZM221 236V235H220ZM118 237V236H117ZM227 237V236H226ZM76 238H79V237H76ZM198 238V237H197ZM221 238V237H220ZM223 238V237H222ZM259 238V237H258ZM94 239V238H93ZM203 239V238H202ZM223 239H226L225 238V236H224V238ZM14 240H16V239H14V238H12V237H10L8 240H6V241H1L0 240V250L1 251H3V252H5V253H10V254H15V255H27V256H40V253H41V250L43 249V247H44V245H45V243L49 240V242H50V238H48V240H44V239H39V240H34V241H29V242H24V243H17V242H15ZM88 240V239H87ZM91 240V239H90ZM227 240V239H226ZM264 240V239H263ZM78 240H76V239H73V240H70V242L72 243V242H77ZM218 241H220V240H218ZM63 242V241H62ZM226 242V241H225ZM62 244V243H61ZM66 244V243H65ZM254 244V245H253ZM262 244V243H261ZM67 246V245H66ZM70 246V245H69ZM68 246V247H69ZM187 263H189L190 264V262H189V260H187Z\"/></svg>",
    "mask_w": 264,
    "mask_h": 264
},
{
    "label": "crops",
    "instance_id": "0c3cea01",
    "mask_svg": "<svg viewBox=\"0 0 264 264\" xmlns=\"http://www.w3.org/2000/svg\"><path fill=\"white\" fill-rule=\"evenodd\" d=\"M9 213H11L9 211ZM16 214L13 212V217ZM19 218V217H18ZM16 220V218H13ZM10 218L9 216H1L0 217V240L6 241L10 237L18 238L17 236H12L11 234L13 230H17L15 232L16 235L26 237H34L35 233L39 235L33 239H39L40 231L36 229L39 227V223L36 220H31L32 225L28 226H19L18 229L13 228L8 230V222ZM120 243V242H119ZM106 255L111 259V264H184L183 262H179V258L175 252H171L167 247H161L158 251L156 249L154 251H150L148 249H140L134 246H125L123 244H119V246H111L105 250ZM6 253L0 250V256L5 255ZM9 254V253H7ZM210 257L215 261L212 264H248V262L238 255H229L225 253H213L210 254ZM1 260V259H0ZM37 264V263H36ZM39 264H45L40 262Z\"/></svg>",
    "mask_w": 264,
    "mask_h": 264
},
{
    "label": "built area",
    "instance_id": "2783aa9c",
    "mask_svg": "<svg viewBox=\"0 0 264 264\" xmlns=\"http://www.w3.org/2000/svg\"><path fill=\"white\" fill-rule=\"evenodd\" d=\"M2 148L4 147H0V207L7 206L13 208L16 206L18 209L21 205L26 210L28 207L22 201L26 189L21 182H18L21 176L16 182L14 181L16 177L15 172L20 174V169H17L15 165L19 161V151H16V148L11 144H6V152ZM19 198L21 199L19 200ZM44 201L45 198L43 197L40 200V204H44ZM61 218L62 216H57V218H54L53 223L58 225Z\"/></svg>",
    "mask_w": 264,
    "mask_h": 264
}]
</instances>
